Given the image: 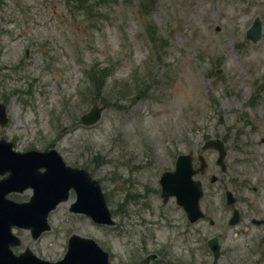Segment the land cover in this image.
<instances>
[{"label":"rangeland","instance_id":"374dc122","mask_svg":"<svg viewBox=\"0 0 264 264\" xmlns=\"http://www.w3.org/2000/svg\"><path fill=\"white\" fill-rule=\"evenodd\" d=\"M1 1L0 99L7 124L0 137L18 151L55 147L67 164L87 167L115 220L101 226L70 213V193L37 239L13 229L22 240L18 249L56 260L75 232L93 238L112 264L142 261L152 252L157 258L145 264H211L205 241L218 227L207 220L188 227L173 197L162 202L158 178L179 154L191 153L197 164L202 153L207 168L197 177L213 206L207 215L227 222L229 189L241 216H255L264 156V0H82V7L74 0ZM254 17L261 21L255 43L245 37ZM26 46L22 64L6 68ZM102 100L108 106L99 120L80 126L79 115ZM209 138L225 143V172L215 150H200ZM30 192L10 197L25 200ZM243 224L226 228L227 245L241 247L249 258L242 264H257L256 243L248 240L256 228Z\"/></svg>","mask_w":264,"mask_h":264},{"label":"water","instance_id":"95a60500","mask_svg":"<svg viewBox=\"0 0 264 264\" xmlns=\"http://www.w3.org/2000/svg\"><path fill=\"white\" fill-rule=\"evenodd\" d=\"M260 31L261 24L256 18L247 30V37L256 41ZM102 109L103 106L93 105L80 116L79 123L93 124L99 119ZM5 121L4 106L0 104V124ZM206 143L218 148V160H221L225 154L222 142L208 140ZM12 145L4 138L0 139V264H109L107 252L93 239L76 234L70 236L64 257L55 262L36 257L28 248L19 256L21 260L11 254L9 245L19 243L18 237L11 234V226L29 228L32 237L36 238L49 229L48 212L67 199L70 188L76 192V200L70 208L72 211L88 214L96 222L113 224L99 183L85 168L65 165L54 149L17 152L12 150ZM193 172L190 155L181 154L176 158L174 170L163 172L159 179L163 200L174 196L176 202L185 208L189 220L201 215L198 206L201 187L192 179ZM28 187L33 191L28 201L17 202L5 196Z\"/></svg>","mask_w":264,"mask_h":264},{"label":"flooded vegetation","instance_id":"af4514ba","mask_svg":"<svg viewBox=\"0 0 264 264\" xmlns=\"http://www.w3.org/2000/svg\"><path fill=\"white\" fill-rule=\"evenodd\" d=\"M2 4H4V3L2 1H0V9H1ZM13 8L20 11V7L18 6V4L15 1L13 2ZM26 9H27V11L25 12L26 18L30 22L33 23L32 18H31L30 7L27 6ZM12 13H14V12H12ZM14 22H16L15 19H14ZM1 30H3V28H1ZM4 31L8 34H10V32H11V30L9 28H5ZM29 54H30V50L26 46L22 55H24L25 57H28ZM22 55L19 58H17L12 65L7 64L6 68L14 70V69H16L15 67L21 65L23 62ZM0 100L4 102L5 97L2 96ZM262 158H263V160L259 164L258 176H257L256 186H255V194H256L255 195V203H254L255 204V206H254L255 216H249V217L247 215L241 216L242 212H241V210H238L239 221L235 226H233V227L240 226L241 224H243V221L246 219L250 223L248 225H254V227L256 228L254 236L253 235L249 236L248 233H247V235H248V240H251V241L254 240L256 243L257 257L255 259H256L257 264H264V156H262ZM204 194L200 199V204L202 207V211L205 213V216L203 218L196 220L195 222H192V223H189L187 221L186 225L188 227H190V226L195 227V225H199V224L203 225V222L205 220H207L211 226L218 227L219 231L216 233V235L212 236V237L217 238V242L219 244V255L215 261L213 259L212 251L207 246L208 240L211 236L207 237V235H206L207 238H206L205 244H206L207 249H208V255L211 256V264H239V263L242 264L243 262L247 263L249 258L245 254L242 253L241 247L237 246L235 244H228L227 245V242H226V236H225V233L227 232L226 228L230 229L232 227L228 223H229V219H230V215H231L233 207H231V205H226L227 210L228 211L230 210V214L226 218L227 219L226 223L221 222V221H216L207 215L208 212L213 209V206H212L211 202H208L206 194L205 195ZM233 194H234V192H233ZM251 206H253V204H247L246 209H248V207H251ZM253 219H255V220H253ZM242 227H243V231H246V230H249L251 226H247V225L243 224ZM239 233H242V231H240ZM202 234L204 235L205 233L202 232ZM220 260H222V261H220Z\"/></svg>","mask_w":264,"mask_h":264},{"label":"trees","instance_id":"16d2710c","mask_svg":"<svg viewBox=\"0 0 264 264\" xmlns=\"http://www.w3.org/2000/svg\"><path fill=\"white\" fill-rule=\"evenodd\" d=\"M104 71V70H101ZM100 71V72H101ZM91 81L93 82V84L98 88V76L97 77H91Z\"/></svg>","mask_w":264,"mask_h":264}]
</instances>
